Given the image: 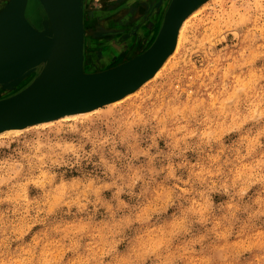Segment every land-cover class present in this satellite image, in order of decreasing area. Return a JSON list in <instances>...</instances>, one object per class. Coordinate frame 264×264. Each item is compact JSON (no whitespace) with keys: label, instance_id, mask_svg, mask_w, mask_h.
Listing matches in <instances>:
<instances>
[{"label":"clouds","instance_id":"1","mask_svg":"<svg viewBox=\"0 0 264 264\" xmlns=\"http://www.w3.org/2000/svg\"><path fill=\"white\" fill-rule=\"evenodd\" d=\"M188 3L109 98L0 126V264H264V0Z\"/></svg>","mask_w":264,"mask_h":264},{"label":"water","instance_id":"2","mask_svg":"<svg viewBox=\"0 0 264 264\" xmlns=\"http://www.w3.org/2000/svg\"><path fill=\"white\" fill-rule=\"evenodd\" d=\"M38 1L46 10V29L38 31L30 24L25 25L30 34L1 29L19 6L24 17L29 0H9L0 14V90L14 91L36 74L22 89L0 98V126L35 122L109 98L154 61L191 7L188 0H172L157 38L143 54L109 70L84 73V0Z\"/></svg>","mask_w":264,"mask_h":264},{"label":"rangeland","instance_id":"3","mask_svg":"<svg viewBox=\"0 0 264 264\" xmlns=\"http://www.w3.org/2000/svg\"><path fill=\"white\" fill-rule=\"evenodd\" d=\"M162 1L163 0H84V15L86 23L85 37L87 36V44H85V53H87L85 57V70L99 71L105 68L114 67L121 64L120 62L128 57L141 51L142 47H138L135 50L127 52V50L129 51V48L134 46L133 41L135 39L133 38L125 44L122 41L123 34L127 31L128 27H126L127 23L121 17L124 16L125 18H132L134 16L137 17L138 21L139 19L143 20L141 25L143 24L142 27L144 30L148 31L147 22L150 18L154 27L155 25H159V19L164 17L163 13L169 0H164V2ZM38 5V0L29 1L26 12L28 17H30V13L33 9H37ZM111 26L115 27V29L112 28L113 31H116L114 35L115 41L119 45H123L122 53L118 54L117 50L112 48V39L106 35V31H109ZM34 76L35 75H31L29 77V79L31 78L30 80L28 78L27 81L24 80L23 82H26H22V85H18L14 91L0 92V98L6 97L22 89L34 78Z\"/></svg>","mask_w":264,"mask_h":264},{"label":"bare ground","instance_id":"4","mask_svg":"<svg viewBox=\"0 0 264 264\" xmlns=\"http://www.w3.org/2000/svg\"><path fill=\"white\" fill-rule=\"evenodd\" d=\"M30 1V0H29ZM172 0H169L168 1V4H167V7L165 8V11L163 13L164 17H165V14L167 12V8H169V4L171 3ZM4 2V3H2ZM164 2V0L162 1ZM10 4L9 0H1L0 1V14L7 8V6ZM13 3H11L12 5ZM29 5V2L26 6V9H24V17L21 16V13L23 11L20 10V6L18 8H16L11 17L9 18L10 20L7 22V25L2 27L1 29L3 31H5L6 33H26V34H30L28 33L27 31H25V25L27 26V24H30L31 26H34L37 28L38 31L40 30H43V29H46L48 27V24H47V14H46V10L44 9V7L39 3L38 7L36 10L33 9V11H31L30 13V17L27 16V7ZM130 8V7H129ZM145 8V7H144ZM133 11V10H132ZM162 11V10H161ZM199 11V8H196V9H193L191 12H189L185 18L183 19V23H187L188 20H190L193 16H195L197 14V12ZM34 13V14H33ZM35 13H36V16H35ZM111 13V12H110ZM85 14V13H84ZM156 14V13H155ZM134 17V16H133ZM164 17H163V20H164ZM95 20H97L96 18H94ZM161 19V18H160ZM159 19V20H160ZM155 20V19H154ZM163 20H162V23H163ZM99 21V20H98ZM97 21V22H98ZM27 22V23H26ZM159 22V21H158ZM104 23V22H103ZM155 24V23H154ZM82 29H85V33L86 34V23H85V15L83 16V22H82ZM156 26V25H155ZM162 26V25H161ZM46 27V28H45ZM161 29V27H160ZM159 29V31H160ZM159 31L157 33V36L159 34ZM92 33V32H91ZM87 37V36H86ZM86 37H85V43H84V56L86 57V54L85 53V44L86 43ZM157 38V37H156ZM90 40V39H89ZM155 41V40H154ZM96 42V41H95ZM153 44V43H152ZM94 46V45H93ZM96 46V45H95ZM26 47H27V44H26ZM87 48V47H86ZM87 52V51H86ZM145 51L143 50V52H141L140 54H138L137 56L143 54ZM174 54V52L172 53ZM22 59H25L23 56L21 57ZM135 58V57H134ZM170 58V56H169ZM133 59V58H132ZM84 61H85V58H84ZM87 61V60H86ZM127 62V61H126ZM166 62V61H165ZM124 63V62H123ZM122 64V63H121ZM120 65V64H119ZM44 66V63H42L40 66H39V69H41L42 67ZM114 67H117L114 66ZM114 67H111V68H114ZM85 62H84V66H83V72L84 73H97V72H101L103 70H109L110 68H105V69H102V70H99V71H86L85 70ZM36 75V74H35ZM33 77V76H32ZM151 78V77H149ZM29 79V77H28ZM31 79V78H30ZM29 79V80H30ZM27 81V79H26ZM25 81V82H26ZM23 82V83H25ZM145 83L147 82V80L144 81ZM22 85V84H20ZM22 87V86H21ZM136 89H133V90H130L128 91L127 93H125L123 96H119L117 97V99H123L125 98V96L127 95H132L134 93ZM19 91V90H18ZM0 92L2 93V91L0 90ZM90 106H94V105H90ZM89 107V106H87ZM83 108H86V107H83ZM83 108H77V109H74V110H78V109H83ZM72 111V110H71ZM65 113V112H64ZM64 113H61V114H58V115H62ZM57 116V115H55ZM55 116H51V117H48V118H44V119H49V118H53ZM41 121L38 120V121H35V122H31V123H27V124H22L20 126H31V124H34V123H40ZM3 130H11V129H3Z\"/></svg>","mask_w":264,"mask_h":264},{"label":"flooded vegetation","instance_id":"5","mask_svg":"<svg viewBox=\"0 0 264 264\" xmlns=\"http://www.w3.org/2000/svg\"><path fill=\"white\" fill-rule=\"evenodd\" d=\"M121 18L127 23L126 27H128L127 31L123 34V40L122 41L125 44L127 41H130L133 38L135 39L133 41L134 46L129 48V51L127 50V52L135 50L138 47H142L141 51L137 52V54H134V55L128 57L127 59L123 60L122 62H120V63H123V62L129 61L132 58L136 57L138 54L143 52V50L146 51L152 45V43L154 42V40L157 37L158 30H159L160 26L162 25L163 18L160 19L159 25L154 26V27H153L152 22L150 21L151 20V18H150L149 21L147 22L148 31L144 30V28L142 27L143 24L141 25V23H143V20L139 19V21H138L137 17H132L133 18L132 19L130 17L125 18L124 16H122ZM112 28L115 29V27L111 26V29H109V31H106V35L111 37L112 48L114 50H117V53L119 54V53L123 52L122 51L123 45H121V44L119 45L115 41L114 35H115L116 31H113ZM94 62H96V61H94Z\"/></svg>","mask_w":264,"mask_h":264}]
</instances>
